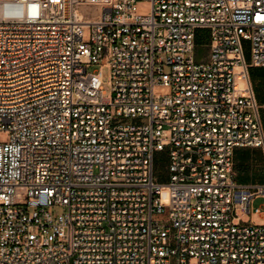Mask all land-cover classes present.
Masks as SVG:
<instances>
[{
    "label": "built area",
    "instance_id": "2783aa9c",
    "mask_svg": "<svg viewBox=\"0 0 264 264\" xmlns=\"http://www.w3.org/2000/svg\"><path fill=\"white\" fill-rule=\"evenodd\" d=\"M244 41L264 66V0H0V264H264Z\"/></svg>",
    "mask_w": 264,
    "mask_h": 264
},
{
    "label": "crops",
    "instance_id": "0c3cea01",
    "mask_svg": "<svg viewBox=\"0 0 264 264\" xmlns=\"http://www.w3.org/2000/svg\"><path fill=\"white\" fill-rule=\"evenodd\" d=\"M245 70L235 72V86L245 87L246 82L253 92L264 130V66L249 65V43L244 41ZM232 176L240 184H264V146H238L232 151Z\"/></svg>",
    "mask_w": 264,
    "mask_h": 264
},
{
    "label": "rangeland",
    "instance_id": "374dc122",
    "mask_svg": "<svg viewBox=\"0 0 264 264\" xmlns=\"http://www.w3.org/2000/svg\"><path fill=\"white\" fill-rule=\"evenodd\" d=\"M145 6V4H142ZM82 11L85 9L83 7L80 8ZM200 33V37L197 39V43L199 44L196 51H195V59L197 61L204 60L207 56L208 50L205 44L208 42V31L206 29H199L197 30ZM98 69L97 64H92L89 67V70ZM102 77H103V87L106 91L110 89V83L108 82V69H102ZM161 93L165 92L163 90L160 91ZM8 131L7 130H0V143L5 142L8 140ZM154 174L159 178L160 181L165 182L168 178V172L166 170L167 159L166 155L163 152L156 153L154 155ZM261 198L254 199L252 202L253 206H257L261 202ZM56 211H60V209H56ZM238 215L242 222L253 221L255 223H264V216L261 214H247L242 212L241 210L237 211Z\"/></svg>",
    "mask_w": 264,
    "mask_h": 264
},
{
    "label": "trees",
    "instance_id": "16d2710c",
    "mask_svg": "<svg viewBox=\"0 0 264 264\" xmlns=\"http://www.w3.org/2000/svg\"><path fill=\"white\" fill-rule=\"evenodd\" d=\"M200 37V33L197 31L196 32V38H195V41H196V45H197V47H198V43H197V39Z\"/></svg>",
    "mask_w": 264,
    "mask_h": 264
},
{
    "label": "bare ground",
    "instance_id": "6f19581e",
    "mask_svg": "<svg viewBox=\"0 0 264 264\" xmlns=\"http://www.w3.org/2000/svg\"><path fill=\"white\" fill-rule=\"evenodd\" d=\"M238 68H241V69H242L241 66H236V67H235V72H236V70H237ZM242 70H243V69H242Z\"/></svg>",
    "mask_w": 264,
    "mask_h": 264
}]
</instances>
